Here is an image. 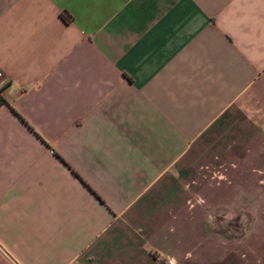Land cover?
Returning a JSON list of instances; mask_svg holds the SVG:
<instances>
[{
	"label": "crops",
	"instance_id": "crops-1",
	"mask_svg": "<svg viewBox=\"0 0 264 264\" xmlns=\"http://www.w3.org/2000/svg\"><path fill=\"white\" fill-rule=\"evenodd\" d=\"M247 158L264 0H0V264H264L210 246Z\"/></svg>",
	"mask_w": 264,
	"mask_h": 264
},
{
	"label": "rangeland",
	"instance_id": "rangeland-1",
	"mask_svg": "<svg viewBox=\"0 0 264 264\" xmlns=\"http://www.w3.org/2000/svg\"><path fill=\"white\" fill-rule=\"evenodd\" d=\"M251 160L243 159V175L242 183L243 188L241 193L237 195L238 199H241V205L237 206H209V212L211 213L212 220L210 223V229L215 232H220L219 239H211L210 246L218 251L219 245H225L227 247H240L242 251L241 262L250 261L256 258L258 262L264 261V189L256 190L253 189V183L249 178L250 172L249 167L255 162ZM255 161V160H254ZM252 164V165H253ZM264 165V164H263ZM262 173V172H261ZM260 175V174H259ZM227 197H233L232 191L228 192ZM257 198L261 205L251 206L254 199ZM258 214L259 221L251 222L250 218L253 214ZM224 214H227L224 217ZM239 219V220H238ZM256 224V225H255ZM255 225V226H254ZM249 229H258V235L250 237L247 234ZM251 250V251H250ZM217 255V254H213ZM200 257L202 254L199 255ZM204 256H208L207 252ZM234 256L231 251V255L226 254V258L234 260ZM238 257V256H237Z\"/></svg>",
	"mask_w": 264,
	"mask_h": 264
}]
</instances>
